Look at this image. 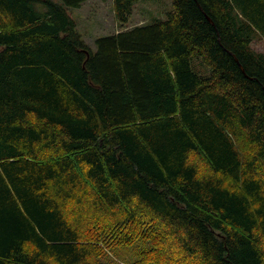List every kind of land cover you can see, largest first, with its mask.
I'll use <instances>...</instances> for the list:
<instances>
[{
	"label": "trees",
	"instance_id": "1",
	"mask_svg": "<svg viewBox=\"0 0 264 264\" xmlns=\"http://www.w3.org/2000/svg\"><path fill=\"white\" fill-rule=\"evenodd\" d=\"M85 1L0 0V264H104L132 226L165 263L264 264V0L128 28L113 0L93 43Z\"/></svg>",
	"mask_w": 264,
	"mask_h": 264
},
{
	"label": "rangeland",
	"instance_id": "2",
	"mask_svg": "<svg viewBox=\"0 0 264 264\" xmlns=\"http://www.w3.org/2000/svg\"><path fill=\"white\" fill-rule=\"evenodd\" d=\"M172 8L173 0H139L133 5V12L125 27L164 19L166 13ZM67 10L70 15L76 18L78 28L86 33L93 32L102 35L115 32L123 27L118 25L113 0H87L80 8L67 7ZM88 37L93 43L92 35ZM252 45L254 49L264 52L263 40L258 39ZM192 66L202 75L210 73V67L199 58L193 59ZM133 228L135 227L132 226L128 229V231L132 229L130 234H127L129 237L124 238V240L129 238L128 242H124L122 236L109 246L99 242L101 245L98 249L99 257L104 264H170L165 263L162 257L157 254L161 243L164 246L160 238H157L159 241L157 243V240L148 237V232L144 229ZM174 255L179 257L177 254ZM180 260L182 259H177L178 264H183V261Z\"/></svg>",
	"mask_w": 264,
	"mask_h": 264
},
{
	"label": "crops",
	"instance_id": "3",
	"mask_svg": "<svg viewBox=\"0 0 264 264\" xmlns=\"http://www.w3.org/2000/svg\"><path fill=\"white\" fill-rule=\"evenodd\" d=\"M82 6V5H81ZM81 6H79L78 8H80ZM76 19V18H75ZM77 24H78V22H77ZM128 28V27H127ZM124 29H125V27H124ZM81 32H82V34L84 35V37H85V39L89 42V43H91V40H89V35H92V37H93V40L97 37V36H101V34H97V33H93V32H84L82 29H79ZM116 31H118V30H116ZM115 31V32H116ZM113 32V31H112ZM109 33H111V32H109ZM103 35V34H102Z\"/></svg>",
	"mask_w": 264,
	"mask_h": 264
}]
</instances>
